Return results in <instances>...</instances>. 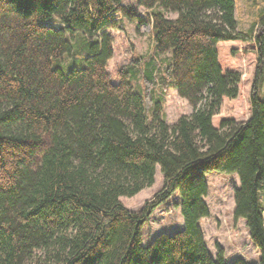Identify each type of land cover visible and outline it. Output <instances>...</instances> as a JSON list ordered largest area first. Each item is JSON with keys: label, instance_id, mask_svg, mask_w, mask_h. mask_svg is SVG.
<instances>
[{"label": "trees", "instance_id": "1", "mask_svg": "<svg viewBox=\"0 0 264 264\" xmlns=\"http://www.w3.org/2000/svg\"><path fill=\"white\" fill-rule=\"evenodd\" d=\"M122 1L0 0V264H264V11L245 32L234 0ZM124 18L150 24L153 52L115 84L109 31ZM246 80L249 116L237 121ZM170 90L192 108L171 126ZM157 168L162 188L137 212L123 206ZM207 172L237 176L233 220L257 262L209 251ZM171 200L182 228L143 245L145 221Z\"/></svg>", "mask_w": 264, "mask_h": 264}, {"label": "rangeland", "instance_id": "2", "mask_svg": "<svg viewBox=\"0 0 264 264\" xmlns=\"http://www.w3.org/2000/svg\"><path fill=\"white\" fill-rule=\"evenodd\" d=\"M237 30L249 32L255 29V23L259 15L264 11V0H234ZM124 5L134 4V0H123ZM136 13L143 19H149L146 9L135 7ZM169 18H174L176 13L166 12ZM124 31L110 30L113 38V56L108 61V70L111 81L115 84L120 82L117 72L130 64L134 56L151 55L153 52V34L149 23H137L136 20L122 19ZM80 33H75L73 40H79ZM72 40V42H73ZM159 69L167 62L169 54L155 56ZM136 80H133L134 84ZM247 80L244 81L235 99L231 115L237 121H244L249 116V104L247 95ZM259 96L264 100V74L260 81ZM192 111L188 102L177 95L175 90H170L164 97L163 112L165 120L171 126L179 116L189 115ZM204 178L208 185V192L204 200L210 208V216L201 222L206 244L209 251L215 253V245L224 248L229 258L241 256L248 263L258 260V250L250 240L246 227L241 219L233 220V189L238 186L236 175H224L216 172H207ZM163 177L159 169H156L154 182L131 197H120V202L127 209L137 212L150 200L161 188ZM264 190V185L261 187ZM264 195V192L263 194ZM260 191V203H264ZM169 201L167 205L156 209L145 221L142 228V244H148L151 239L161 232L174 233L182 228V216L179 209L172 207Z\"/></svg>", "mask_w": 264, "mask_h": 264}, {"label": "crops", "instance_id": "3", "mask_svg": "<svg viewBox=\"0 0 264 264\" xmlns=\"http://www.w3.org/2000/svg\"><path fill=\"white\" fill-rule=\"evenodd\" d=\"M245 121V120H244ZM209 207V206H208ZM234 207V206H233ZM210 208H209V216H210ZM208 216V217H209ZM208 217H206V218H208ZM203 219H205V218H202V219H200V221H199V225H200V227H201V222H202V220ZM242 221H243V223H244V225H245V221L243 220V219H241ZM201 229H202V227H201ZM247 230V229H246ZM202 231H203V229H202ZM203 233H204V231H203ZM204 238H205V234H204ZM205 241H206V238H205ZM222 247V246H221ZM223 248V247H222ZM224 249V248H223ZM225 252V251H224ZM224 257H225V261H227V262H231L233 259H235L236 257H240V258H243V257H241V256H235V257H232V258H229L228 259V256H227V254L225 253V255H224ZM244 259V258H243ZM245 260V259H244ZM245 261H247V260H245ZM247 262H250V261H247Z\"/></svg>", "mask_w": 264, "mask_h": 264}]
</instances>
